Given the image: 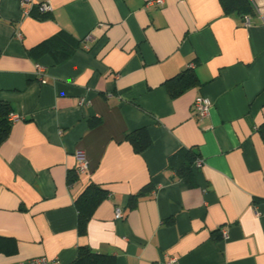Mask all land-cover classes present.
I'll return each instance as SVG.
<instances>
[{"label": "crops", "instance_id": "0c3cea01", "mask_svg": "<svg viewBox=\"0 0 264 264\" xmlns=\"http://www.w3.org/2000/svg\"><path fill=\"white\" fill-rule=\"evenodd\" d=\"M148 1L33 0L50 5L40 14L0 0V100L19 116L0 144V236L15 244L0 264H69L79 246L115 264H264V0L249 25L219 0ZM59 32L80 41L68 59L29 54ZM182 72L195 83L172 95ZM196 96L211 101L201 119ZM142 127L136 153L125 133ZM179 148L202 160L193 185L167 167ZM90 183L108 197L80 235Z\"/></svg>", "mask_w": 264, "mask_h": 264}, {"label": "trees", "instance_id": "16d2710c", "mask_svg": "<svg viewBox=\"0 0 264 264\" xmlns=\"http://www.w3.org/2000/svg\"><path fill=\"white\" fill-rule=\"evenodd\" d=\"M223 12L231 14L237 12L242 17L251 14L253 7L249 0H219ZM80 41L75 40L67 33L58 34L47 38L29 50L31 55L47 53L52 56L55 63H61L68 59ZM185 72L166 80V86L172 95H175L195 83L192 73L185 75ZM12 112L10 104L0 100V144L9 135L11 122L8 114ZM125 140L128 141L136 153H140L150 145V137L146 128H138L125 133ZM198 153L192 148H179L168 157L167 167L173 170L179 178H183L188 185H193L192 169L197 168L194 163ZM143 191L132 195L133 200L142 195ZM108 197V192L95 183L88 184L78 195L74 204L77 210V232L85 235L88 230V223L94 209ZM15 249L14 241L11 238L0 236V252L8 253ZM69 264H115V259L109 254H102L92 250L88 246H79L76 257Z\"/></svg>", "mask_w": 264, "mask_h": 264}, {"label": "built area", "instance_id": "2783aa9c", "mask_svg": "<svg viewBox=\"0 0 264 264\" xmlns=\"http://www.w3.org/2000/svg\"><path fill=\"white\" fill-rule=\"evenodd\" d=\"M164 0H149L147 4H161L163 3ZM20 3L23 7L24 12H28V7L27 5H35L39 11L40 14H45L48 11L51 10L50 5L46 2H41L38 4H34L33 0H20ZM244 22L246 25H249V17L244 16ZM91 35L88 34L84 37V41H88L91 39ZM37 71L38 74L42 73V67L37 65ZM193 109L195 111V115L197 116L198 119H201L208 115L210 113V107H211V101L208 98H205L203 96H196L193 103H192ZM19 119V116L13 112H10L8 114V120L10 122H14L15 120ZM75 157L78 160V170H85L88 167L86 155L83 150L78 149L75 152ZM194 165L196 167H200L202 165V160L198 157L195 160ZM115 218H120L122 217V211L119 207H116L115 212H114ZM225 230H222V234L225 235ZM9 264H50V259L45 256H35L31 257L22 261H16L12 262ZM153 264H177L175 258H169L167 261H155Z\"/></svg>", "mask_w": 264, "mask_h": 264}]
</instances>
